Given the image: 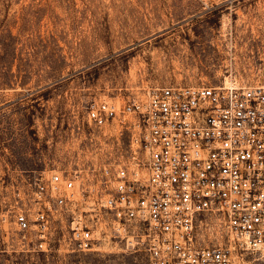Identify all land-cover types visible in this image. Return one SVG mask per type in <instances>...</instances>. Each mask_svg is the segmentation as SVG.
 I'll use <instances>...</instances> for the list:
<instances>
[{
  "label": "rangeland",
  "instance_id": "obj_1",
  "mask_svg": "<svg viewBox=\"0 0 264 264\" xmlns=\"http://www.w3.org/2000/svg\"><path fill=\"white\" fill-rule=\"evenodd\" d=\"M230 81L264 83V0H0V264H146L111 227L87 252L61 228L48 251L26 250L13 210L35 176L88 182L117 157L124 135L88 128L89 102ZM200 219L202 243L227 241L218 215Z\"/></svg>",
  "mask_w": 264,
  "mask_h": 264
},
{
  "label": "built area",
  "instance_id": "obj_2",
  "mask_svg": "<svg viewBox=\"0 0 264 264\" xmlns=\"http://www.w3.org/2000/svg\"><path fill=\"white\" fill-rule=\"evenodd\" d=\"M84 112L88 128L115 126L123 143L88 182L66 168L33 178L13 210L26 250L48 251L61 228L71 251L87 252L111 227L146 264H264V83L156 86ZM207 213L226 242L199 240Z\"/></svg>",
  "mask_w": 264,
  "mask_h": 264
}]
</instances>
